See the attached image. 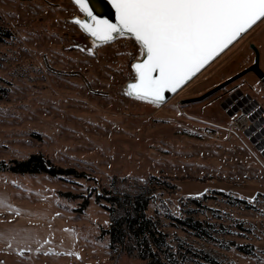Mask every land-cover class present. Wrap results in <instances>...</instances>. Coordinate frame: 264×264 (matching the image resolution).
<instances>
[{"label": "rangeland", "instance_id": "374dc122", "mask_svg": "<svg viewBox=\"0 0 264 264\" xmlns=\"http://www.w3.org/2000/svg\"><path fill=\"white\" fill-rule=\"evenodd\" d=\"M82 16L72 0H0V30L12 34L0 33V161L41 153L86 174L0 172V204L19 206V218L0 219V264H145L110 249L103 230L119 214L95 194L145 193L159 183L153 177L176 185L164 192L167 211L199 224L185 228L165 214L156 220L179 264H264V159L227 131L232 121L221 107L236 88L264 106V82L248 73L182 103L250 67L251 44L264 72V19L171 99L153 104L128 95L137 42L119 38L91 49L74 22Z\"/></svg>", "mask_w": 264, "mask_h": 264}, {"label": "snow or ice", "instance_id": "6c2138e0", "mask_svg": "<svg viewBox=\"0 0 264 264\" xmlns=\"http://www.w3.org/2000/svg\"><path fill=\"white\" fill-rule=\"evenodd\" d=\"M73 2L86 17L74 22L94 44L134 37L146 58L131 65L128 95L153 104L264 19V0H108L115 22L97 14L91 0Z\"/></svg>", "mask_w": 264, "mask_h": 264}, {"label": "trees", "instance_id": "16d2710c", "mask_svg": "<svg viewBox=\"0 0 264 264\" xmlns=\"http://www.w3.org/2000/svg\"><path fill=\"white\" fill-rule=\"evenodd\" d=\"M2 37L10 38L11 32L0 30ZM2 39V38H1ZM0 172H9L18 175L45 174L50 177L82 179L86 174L75 168H64L54 165L50 159L41 153H34L23 160L0 161ZM157 184L152 183L147 192L137 195L120 194L113 191H103L95 194L97 203L114 215L111 224L103 230V235L109 238V247L113 252H126L128 255L136 254L145 264H179L178 259L170 249L167 236L157 227L156 220L163 216L175 221L185 228L197 230L199 224L187 216L179 218L167 211L164 207V192L176 185L166 178L153 177ZM154 184V185H153ZM223 195V192H218ZM66 198H75L70 193L63 194ZM197 202V200H193ZM89 201L85 199L81 204L87 207ZM159 205L153 213V205ZM199 203V202H197ZM106 204V205H105ZM164 211V212H162ZM209 264H220L216 260H209Z\"/></svg>", "mask_w": 264, "mask_h": 264}, {"label": "water", "instance_id": "95a60500", "mask_svg": "<svg viewBox=\"0 0 264 264\" xmlns=\"http://www.w3.org/2000/svg\"><path fill=\"white\" fill-rule=\"evenodd\" d=\"M73 1V0H72ZM99 2H101L102 4H105L107 7V11L104 13H101L102 15L106 16L108 19L112 20V22H115V10L111 8V5L108 3V0H99ZM74 3V2H73ZM75 4V3H74ZM76 5V4H75ZM77 6V5H76ZM78 7V6H77ZM95 10V9H94ZM96 11V10H95ZM97 14H100L96 11ZM77 18V17H76ZM86 19L85 15L82 16L81 18ZM260 21H258L256 24H258ZM255 24V25H256ZM254 25V26H255ZM253 26V27H254ZM252 27V28H253ZM251 28V29H252ZM250 29V30H251ZM249 31V30H248ZM247 31V32H248ZM84 32V31H83ZM246 32V33H247ZM85 33V32H84ZM86 34V33H85ZM245 33H243L240 37H238L232 44H230L223 52H221L220 54H218L214 59H212L211 61H209V63H207L203 68L200 69L199 72H197L190 80L186 81L184 84H182L175 92H172L170 90H167L165 92V100L162 102H166L169 99H171L178 91H180L185 85H187L192 79H194L200 72H202L206 67H208L213 61H215L221 54H223L228 48H230L234 43H236ZM87 37L89 38V42H90V46L91 49L96 48L92 43H91V39H93L90 35L86 34ZM119 36V35H117ZM124 36H130V35H124ZM131 37V36H130ZM134 39V37H131ZM115 39H117L115 37ZM115 39L113 41H115ZM112 41V42H113ZM110 43V42H108ZM138 44V43H137ZM139 45V44H138ZM251 49L253 50L254 54H255V60L254 63L248 67L247 69L241 71L240 73L236 74L235 76H233L232 78L226 80L225 82L221 83L220 85L216 86L215 88H213L212 90L208 91L207 93L203 94L200 97H196V98H191L188 100H184L182 103L183 104H188V103H194V102H199L204 100L205 98L209 97L210 95L222 90L223 88L227 87L228 85H230L231 83H233L234 81L238 80L239 78L243 77L244 75L248 74V73H253L257 76V78L264 82V72L263 70L260 68V52L259 50L256 48V46L254 44L250 45ZM140 48V46H139ZM141 52H140V58L136 61H134L133 63L142 61L143 59H145L146 57H142ZM134 80L130 81V82H134ZM129 82V83H130ZM128 83V84H129ZM127 84V85H128ZM242 106V103L240 101H238V98L236 96V94L234 92L230 93L221 103V107L224 111H226V113L230 116L233 117L235 115V113L238 112L239 108ZM244 136L245 138L248 139V141L252 144V145H257L258 143L262 146H264V116H262L258 121H256L253 125H251L249 127L248 130H246L244 132Z\"/></svg>", "mask_w": 264, "mask_h": 264}, {"label": "built area", "instance_id": "2783aa9c", "mask_svg": "<svg viewBox=\"0 0 264 264\" xmlns=\"http://www.w3.org/2000/svg\"><path fill=\"white\" fill-rule=\"evenodd\" d=\"M233 92L236 94L238 101L242 103V106L233 117H230L226 111H224L232 121L230 127L227 128V131L232 134L244 136V132L248 130L249 127L258 121L262 116H264V106L260 103V101L243 92L239 88H236ZM252 146L264 159V146L260 145L259 143L256 146Z\"/></svg>", "mask_w": 264, "mask_h": 264}, {"label": "crops", "instance_id": "0c3cea01", "mask_svg": "<svg viewBox=\"0 0 264 264\" xmlns=\"http://www.w3.org/2000/svg\"><path fill=\"white\" fill-rule=\"evenodd\" d=\"M261 54H264V51H262ZM239 89H241V88H239ZM245 93H247V92H245ZM17 218H19V206L18 205L13 204L11 202L5 208H3V204L2 205L0 204V219H5L6 221H11V220H15ZM65 221L66 220L58 219L59 225H61L64 230H65V227L67 226V223ZM66 229H67V227H66ZM66 231L69 233L68 229ZM32 251L33 252H38V251H41V250L39 248H37V249H32ZM0 252H4V251L0 250ZM42 252H45V247H44V249H42Z\"/></svg>", "mask_w": 264, "mask_h": 264}, {"label": "bare ground", "instance_id": "6f19581e", "mask_svg": "<svg viewBox=\"0 0 264 264\" xmlns=\"http://www.w3.org/2000/svg\"><path fill=\"white\" fill-rule=\"evenodd\" d=\"M91 3H92V5H93V7H94V9L98 12V13H104V12H106L108 9H107V7H106V5L105 4H102L101 2H99V0H91ZM79 9V8H78ZM83 14V13H82ZM83 16H84V14H83ZM78 18H82V17H78ZM80 27V26H79ZM82 30V29H81ZM83 31V30H82ZM116 38L117 39H115V40H118L119 38H131L130 36H116ZM112 42V41H111ZM91 43L97 48V47H99V46H102L103 44H106V43H102V44H94V42H93V39H91ZM142 57H143V55H142ZM141 57V58H142Z\"/></svg>", "mask_w": 264, "mask_h": 264}]
</instances>
